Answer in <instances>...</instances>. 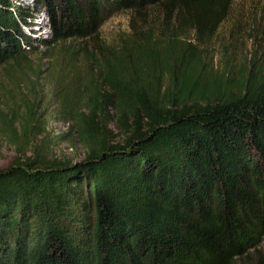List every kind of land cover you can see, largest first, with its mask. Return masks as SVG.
Here are the masks:
<instances>
[{
    "label": "trees",
    "instance_id": "trees-1",
    "mask_svg": "<svg viewBox=\"0 0 264 264\" xmlns=\"http://www.w3.org/2000/svg\"><path fill=\"white\" fill-rule=\"evenodd\" d=\"M233 1L0 0L7 76L28 63L40 7L65 76H93L83 113L65 105L84 159L0 171V264H264V47L237 68L206 47ZM116 12L132 35L104 44Z\"/></svg>",
    "mask_w": 264,
    "mask_h": 264
},
{
    "label": "rangeland",
    "instance_id": "rangeland-1",
    "mask_svg": "<svg viewBox=\"0 0 264 264\" xmlns=\"http://www.w3.org/2000/svg\"><path fill=\"white\" fill-rule=\"evenodd\" d=\"M13 1L15 5H32L31 0ZM131 21L130 13H110L98 25V41L117 45L127 40L132 35ZM28 22L22 30L31 43L27 65L21 71L11 69L10 77L0 70V171L15 160L77 163L86 155L65 105L71 99L72 115L83 113L87 101L83 89L93 76L87 75L86 67L79 68L75 73L80 86L76 87L65 76L68 55L57 46L48 53L42 42L51 40L53 33L44 7ZM88 44L94 48V42ZM206 47L215 66L228 54L236 68L258 47L263 48L264 0H234ZM259 251L264 255V241Z\"/></svg>",
    "mask_w": 264,
    "mask_h": 264
}]
</instances>
